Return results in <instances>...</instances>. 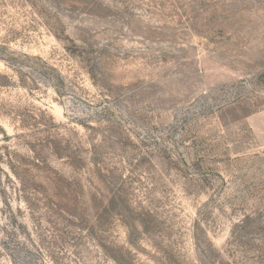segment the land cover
Listing matches in <instances>:
<instances>
[{"label": "rangeland", "instance_id": "rangeland-1", "mask_svg": "<svg viewBox=\"0 0 264 264\" xmlns=\"http://www.w3.org/2000/svg\"><path fill=\"white\" fill-rule=\"evenodd\" d=\"M63 32L95 45V81ZM104 138L105 167L147 154L172 190L159 232L176 264H206L197 219L212 262L264 264V0H0V264H114L90 237L109 198L89 165ZM153 182L135 179L138 200ZM114 222L107 244L130 248Z\"/></svg>", "mask_w": 264, "mask_h": 264}, {"label": "trees", "instance_id": "trees-1", "mask_svg": "<svg viewBox=\"0 0 264 264\" xmlns=\"http://www.w3.org/2000/svg\"><path fill=\"white\" fill-rule=\"evenodd\" d=\"M21 5L30 3L36 7L37 3L42 0H18ZM61 23V21H60ZM64 39L70 42V45L66 47L67 51L70 52L77 58H80L85 68L93 74L96 64H94L96 58H92L94 53L96 54L95 45L89 42L88 38L85 39H74L68 37L63 32ZM58 39H61L59 34H56ZM38 63L31 66L40 72L41 81L44 84H50L57 91H61L63 78L58 71L49 66L44 60L37 58ZM13 67L14 64L12 65ZM6 78V77H5ZM97 81V80H96ZM61 84V85H60ZM108 138L99 140L97 144L92 145V153H90L89 165L95 168L97 179L103 183L106 188H109V198L103 209L97 213L94 222L90 229V237L95 243V246L105 251V260H109L110 263L114 264H146L139 262L137 256L132 251L139 252L144 250L143 242L144 239H148L151 243L153 252H148V257L153 264H176L179 259V254L173 249L176 240H173L171 232L163 233L159 232L160 224L162 222V213L160 212L161 205L163 204V198L167 196V192H172L168 188L164 177L160 172L156 171V167L151 161V156L143 154V158L138 162L130 160L128 164L127 173L118 172V168L105 167V162L108 161L109 155L99 154L98 149L104 148L105 142ZM129 141H131L128 138ZM120 144V143H119ZM149 165V169L143 171L140 169L141 161ZM179 160L184 162L182 157ZM82 161V160H81ZM14 174L19 181L21 186L20 194L23 195L24 202L31 207V204L36 200L37 192L35 189L31 191L25 185V179L23 174L14 170ZM151 177L154 179V188H148L144 192L142 199L138 200L140 196L137 189L134 187L135 179H142ZM139 190V189H138ZM144 201V202H143ZM146 202V204H145ZM149 203V204H148ZM114 221L120 222L128 231V245L130 248L118 246L112 242L107 244V233L111 227L115 224ZM174 222V221H173ZM174 225V224H173ZM173 229V228H172ZM195 233L194 240L195 246L206 264H230L222 256L215 262H212V257L209 254H213L212 245H210L209 239L204 232L200 219L195 222ZM173 231V230H172ZM146 251V250H144ZM180 260V259H179ZM214 260V258H213ZM211 261V262H209ZM56 264L61 262L56 261ZM63 264V263H62Z\"/></svg>", "mask_w": 264, "mask_h": 264}]
</instances>
